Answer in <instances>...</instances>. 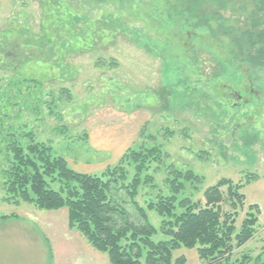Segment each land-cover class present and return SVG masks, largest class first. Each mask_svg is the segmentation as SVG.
<instances>
[{
  "label": "rangeland",
  "instance_id": "374dc122",
  "mask_svg": "<svg viewBox=\"0 0 264 264\" xmlns=\"http://www.w3.org/2000/svg\"><path fill=\"white\" fill-rule=\"evenodd\" d=\"M215 3L0 0V106L8 109L0 116V137L10 130L31 133L73 171L96 176L115 167L128 150L158 149L160 160L151 161L145 173L153 187L141 186L134 199L143 209L158 194H169L172 171L201 178L194 187L184 183L179 198L202 204L203 192L219 180L242 184L251 176L241 192L245 204L236 227L248 205L258 206V222L253 238L235 248L230 261L246 257L243 264H259L258 257L264 262V45L243 53L246 40L236 35L264 31V0ZM203 9L210 17H202ZM213 15L225 29L213 23ZM24 80L39 86H21L22 100H16L13 84ZM5 153L0 138V217L25 218L0 222V264H48L44 252L37 255L16 228H33L28 215L43 220L48 212L3 202ZM125 168L128 183L133 171ZM124 200L130 220L138 221L130 200ZM146 213L159 228L162 219ZM162 238L158 233L154 240ZM77 241L71 244L77 264H109L78 232ZM180 256L185 264H204L195 249H178L173 261Z\"/></svg>",
  "mask_w": 264,
  "mask_h": 264
},
{
  "label": "trees",
  "instance_id": "16d2710c",
  "mask_svg": "<svg viewBox=\"0 0 264 264\" xmlns=\"http://www.w3.org/2000/svg\"><path fill=\"white\" fill-rule=\"evenodd\" d=\"M215 5L221 7L218 2ZM181 13H177L179 18ZM206 13L209 12L205 11L202 17H210ZM212 18L213 23L215 21L225 29L226 25L218 16ZM256 23L254 20L252 27ZM227 26L233 36V25L228 23ZM263 34L264 31L257 29L238 33L236 38L241 36L246 40L243 53L249 54L254 44L264 45ZM262 50L264 52V48ZM25 84L34 88L39 86L31 80L13 84L17 91L14 99L22 100L19 91ZM7 112L8 109L0 106V116L6 117ZM0 138L6 152L2 170L3 202L13 206L25 203L47 212L65 209L68 228L78 232L96 252L106 254L109 264H185L183 256L173 261V253L180 248L195 249L199 261L204 264H235L230 261L233 250L245 245L255 234L259 215L257 205L247 206L240 226L236 227L245 204L241 192L244 186L253 182L251 176H246L242 184L219 180L203 192L202 204L192 202L188 197L179 198L185 190L184 183L194 187L201 178L190 171H172V179L166 180L169 194H158L143 209L134 199L141 186L153 187L150 184L152 178L145 173L151 161L160 160V151L156 148L128 150L115 167L106 168L96 176L73 171L63 158L53 155L49 145L35 141L31 133L10 130ZM126 166L133 171L128 183ZM124 197L130 200L138 221L130 220ZM146 211L154 212L162 219L159 228L151 225ZM9 218L17 217L1 216L0 221ZM158 233L163 238L154 240ZM246 259L244 257L242 261L246 262ZM258 260L260 257L256 258V263L264 264Z\"/></svg>",
  "mask_w": 264,
  "mask_h": 264
},
{
  "label": "crops",
  "instance_id": "0c3cea01",
  "mask_svg": "<svg viewBox=\"0 0 264 264\" xmlns=\"http://www.w3.org/2000/svg\"><path fill=\"white\" fill-rule=\"evenodd\" d=\"M60 215L61 218L59 219ZM23 218L25 217L19 216L14 220L16 221ZM27 219H32L28 222L32 224L33 228H16L21 232V237L27 243L35 246L33 249L37 255L41 256L44 252V255L48 257V264H77V249L71 245L72 243L78 245L77 232L66 227L68 220L67 211L65 209L48 212L43 220H36L31 217L30 214ZM8 220L9 219L0 222L5 225L9 222ZM8 227L9 226H6L5 228Z\"/></svg>",
  "mask_w": 264,
  "mask_h": 264
}]
</instances>
